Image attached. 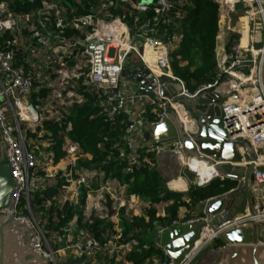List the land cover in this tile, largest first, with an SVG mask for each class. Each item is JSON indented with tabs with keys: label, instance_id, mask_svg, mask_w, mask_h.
Returning a JSON list of instances; mask_svg holds the SVG:
<instances>
[{
	"label": "built area",
	"instance_id": "2783aa9c",
	"mask_svg": "<svg viewBox=\"0 0 264 264\" xmlns=\"http://www.w3.org/2000/svg\"><path fill=\"white\" fill-rule=\"evenodd\" d=\"M11 1H0V141L5 143L7 164L15 182L13 213L30 227V242L36 253L46 256L51 264H86L88 260L97 264L99 253L107 255V264H133L126 255L149 247L147 243L139 245L136 238L124 239L119 227L122 209L126 215L141 216L150 207L148 203L136 195H126L124 186L108 180L99 182L96 191L90 190L84 204H79L81 188H89L96 176L94 171H72L77 159L87 157L79 143L65 136L66 155L53 164L52 151L47 150L51 142L30 136L37 133L40 137L44 120L60 118L62 111L67 112L72 103L82 100L83 95L77 92L82 78L83 83L97 92L102 113L109 118L126 115L127 122H121H126L124 144L130 151L131 163L137 162L135 152L140 144L158 153L161 145L139 139L136 124L129 118V102L144 95L134 81H125L123 69L138 64L181 87L173 99L166 98L164 102L159 97L157 102L148 97L151 106H157V110L151 109L157 119L147 122L143 118L146 128L160 122L166 108L173 107L178 98H195L215 91L222 96L221 126L239 152V159L228 163L244 168L251 162L255 165L251 211L246 208L215 228L210 226L205 214L185 220L175 218L164 224L154 221L157 238L164 231L189 223H200L201 228L178 261L156 241L161 257L147 258L144 264H194L221 234L248 227L252 222L264 223V209L260 210L264 205V0H214L218 4L216 76L194 91L186 89L184 82L172 73L169 63L170 50L180 40L179 32L171 28V23L190 0H28L38 1L30 12L11 10ZM67 36L82 38L72 41ZM146 51L154 56L151 63L145 58ZM19 53L25 54L24 62L15 61ZM72 55L76 61L70 64ZM41 87L48 88L49 92L40 99L41 103L31 102V93ZM142 113L145 116V109ZM187 121L189 125L184 124L185 127L193 129L190 115ZM247 140L252 148L262 149L258 153L254 151L253 161L244 152L243 143ZM162 147H169L171 159L187 166L194 174V186L207 185L215 178L224 179L216 169L224 161L185 155L180 141ZM191 160L213 167V175L201 181L199 173L189 164ZM59 172L67 182L63 188L69 192L68 196L59 198L61 205L66 200L79 205L83 223L91 224L94 218H99L115 224V233L106 243L101 244L86 228L76 230L78 215L62 228L66 235L47 237L45 220L34 214L30 196L53 183ZM154 207L157 216L164 215L159 213L157 205ZM53 244H58L57 248ZM222 247L224 243L218 245L219 249Z\"/></svg>",
	"mask_w": 264,
	"mask_h": 264
},
{
	"label": "trees",
	"instance_id": "16d2710c",
	"mask_svg": "<svg viewBox=\"0 0 264 264\" xmlns=\"http://www.w3.org/2000/svg\"><path fill=\"white\" fill-rule=\"evenodd\" d=\"M1 1V0H0ZM38 1L12 0L9 2L11 10L19 12L32 11ZM217 13L218 4L214 0H190L183 8L178 18L173 19L171 28L177 30L180 40L169 53V63L172 73L180 78L187 90L194 91L201 84L212 82L215 79V43L217 36ZM72 41L81 40L82 36H67ZM25 54H17L16 62H24ZM72 55L69 63L73 64L76 59ZM49 92L48 88L41 87L37 92L33 91L30 101L36 102ZM77 92L83 95L81 101L72 103L67 112L62 111L58 119L44 120L42 135L37 133L30 136L35 140L51 142L47 150L52 151V162L57 164L65 157L63 149L64 137L79 143L81 152L89 157L79 158L75 162L74 170H87L95 172L89 188L82 187L79 196V204H84L87 193L96 191L99 182H116L124 186L126 195H136L140 201L148 203L150 207L144 209L141 216L124 214V209L119 214V227L124 239L136 238L139 245L147 243V249L132 250L126 255V259L133 264H144L147 258L161 257V250L157 242L145 241L143 233L154 231L152 223H169L175 218L185 220L193 215L203 213L192 212L198 204L215 196H219L236 186L235 181L215 178L209 184L197 187L193 186L186 192L168 190L164 179L157 167L155 151L148 150L144 144L136 148L137 162L129 160V149L124 144V135L127 117L117 115L109 118L102 113V106L98 100L97 92L83 83L82 78L78 81ZM151 105L145 108L146 121L157 119L156 113L151 111ZM122 120L126 122H121ZM38 131L41 128H37ZM67 182L61 172L53 179V183L45 188L31 193L30 201L33 212L39 219L45 220L44 229L48 238L54 234L66 235L62 228L68 226L74 215H78L76 230L88 229L101 244L107 242L115 233L114 223L107 219L94 218L93 223L82 222V210L79 205H73L66 200L59 203V198L69 195L63 186ZM163 206L164 215L157 216L154 207ZM185 208L186 212L180 216L179 210ZM145 216L148 220H145ZM218 245L223 242L216 239ZM57 248L58 244H53ZM97 264H107L109 259L106 254L99 253ZM78 264V263H73ZM86 264H93L88 260Z\"/></svg>",
	"mask_w": 264,
	"mask_h": 264
},
{
	"label": "water",
	"instance_id": "95a60500",
	"mask_svg": "<svg viewBox=\"0 0 264 264\" xmlns=\"http://www.w3.org/2000/svg\"><path fill=\"white\" fill-rule=\"evenodd\" d=\"M123 73L138 85L144 96L156 102L157 97L160 102L166 98L173 99L181 88L165 76H155L143 64L124 68ZM163 86L173 91L165 96L161 93ZM221 97L215 91H208L195 98H178L177 101L193 119L195 129L185 127L176 111L168 106L161 121L147 127L143 139L144 143L150 141L161 146L180 141L185 155L224 161L216 169L224 179L235 181L236 186L204 203L202 213L212 228L246 208L251 211L254 204L251 192L254 163L246 168L228 163L239 159V152L221 126ZM30 107L33 108L32 105ZM249 143L250 140L243 143L244 152L253 161L254 151L258 153L262 149L252 148ZM14 191L15 182L7 164L5 143L0 141V264H51L46 256L32 249L30 227L15 218ZM263 209L264 205L260 206V210ZM200 228V223L174 227L160 234L159 244L168 250L174 261H178L198 237ZM217 239L224 243V247L219 249L217 242L211 243L194 264H264V223L252 222L248 227L231 229Z\"/></svg>",
	"mask_w": 264,
	"mask_h": 264
},
{
	"label": "crops",
	"instance_id": "0c3cea01",
	"mask_svg": "<svg viewBox=\"0 0 264 264\" xmlns=\"http://www.w3.org/2000/svg\"><path fill=\"white\" fill-rule=\"evenodd\" d=\"M146 58L151 59L150 56H147L145 54ZM150 63L152 60H148ZM129 79V78H128ZM130 81V79H129ZM176 102L173 103V109L176 111L179 119L181 122H183L186 126L189 125L188 119H189V114L188 111H186L182 105L180 104L179 101L175 100ZM147 105H151L149 103V98L146 96H136L135 98L131 99L129 102L130 106V113H129V118L135 122L136 127H137V136L138 138H142V141L144 139V134L146 132V123L143 120L145 116H143L142 110L146 108ZM152 110H157L156 106H151ZM195 129V126L192 127ZM168 149L166 147H162L159 149L158 153H156V160H157V167L161 172V175L164 179V184L165 187L168 190H175V191H181V192H186L189 190V188L194 186V179L192 177V173L187 169L181 167V163L177 164V160L171 159L168 153ZM87 157H89L88 154H86ZM173 160V161H172ZM191 165H195L198 167L199 172L202 174V178L204 179L205 174H208V178L211 177L214 173L213 167L209 166L206 163L196 161V160H191L189 163ZM161 167V168H160ZM192 167V166H191ZM187 169V170H186ZM194 170V168L192 167ZM203 206L201 204H198L192 209V212L194 213L197 212H202L203 211ZM159 213L164 214L163 206L158 209ZM186 212L185 208H181L179 210L180 216L184 215ZM156 238L154 242H159V238H157V235L155 234Z\"/></svg>",
	"mask_w": 264,
	"mask_h": 264
},
{
	"label": "rangeland",
	"instance_id": "374dc122",
	"mask_svg": "<svg viewBox=\"0 0 264 264\" xmlns=\"http://www.w3.org/2000/svg\"><path fill=\"white\" fill-rule=\"evenodd\" d=\"M125 81H129V79L127 78V77H125ZM42 144L40 145V147L41 148H43L44 146H43V144H44V142L42 141L41 142ZM167 149L169 148V147H166ZM155 157H156V155H155ZM81 158L82 159H84L85 157H83V156H81ZM173 161V160H172ZM176 161V160H175ZM177 162V164L178 163H180V162H178V161H176ZM64 164V161L63 162H61V165H63ZM181 167H185V168H187L188 170H189V168L187 167V166H185V165H181ZM161 168V167H160ZM186 169V170H187ZM190 171V170H189ZM191 172V171H190ZM192 173V172H191ZM192 177H193V179H195V177H194V174L192 173ZM158 209H160V207H158ZM143 237H144V239H145V241H147V242H150V241H155V238H156V236H155V233H154V231H148V232H145V233H143ZM198 258V257H197ZM197 258H196V260H197ZM195 260V261H196Z\"/></svg>",
	"mask_w": 264,
	"mask_h": 264
},
{
	"label": "bare ground",
	"instance_id": "6f19581e",
	"mask_svg": "<svg viewBox=\"0 0 264 264\" xmlns=\"http://www.w3.org/2000/svg\"><path fill=\"white\" fill-rule=\"evenodd\" d=\"M145 54H147V56H150L151 57V59H149V58H146V60H147V62H149L148 60H154V56H153V54L152 53H150L149 51H146L145 52ZM173 90L172 89H169L168 87H165V86H163L162 87V89H161V93L163 94V95H167V94H169V93H171ZM197 161V160H196ZM201 162V161H200ZM193 168H194V171H197L198 173H199V176H200V179H201V181H204L205 179H207L208 178V174H205V177H204V179L202 178V174H201V172H199V169H198V167L197 166H195V165H191Z\"/></svg>",
	"mask_w": 264,
	"mask_h": 264
}]
</instances>
